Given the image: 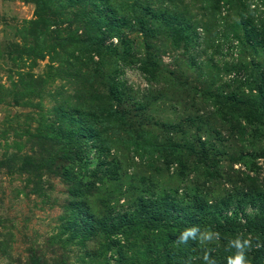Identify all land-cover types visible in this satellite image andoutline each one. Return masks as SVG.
Returning a JSON list of instances; mask_svg holds the SVG:
<instances>
[{"label": "rangeland", "instance_id": "374dc122", "mask_svg": "<svg viewBox=\"0 0 264 264\" xmlns=\"http://www.w3.org/2000/svg\"><path fill=\"white\" fill-rule=\"evenodd\" d=\"M37 1L45 8L52 6V12L48 8L46 15L51 19L50 15L55 13L56 25L52 20L39 19L40 8L35 0H0V264H134L129 261L141 248L135 236L129 241L117 236L123 240L111 249L105 235L100 234L97 221H94L97 225L94 233L76 232L87 215L100 219L108 209L113 215L127 211L130 195L123 194L127 188L123 173L126 170L130 175L134 168L127 160L119 171V179H105L85 193L81 190L75 193L76 189L70 190L71 182L64 176L71 167L72 154L55 135L56 130L61 125L65 132L74 129L72 121L74 124L88 118L84 113H89L92 118L88 119L100 129V120L105 119L104 116L100 119V104H112L114 111L122 109L130 118H146L150 129L151 124L179 122L195 113L213 111L210 102L203 103L202 97H198L201 83H211L214 78L216 86H223L222 82L235 77L244 85L231 90L248 93L250 89L245 88L242 74L234 75L233 66L240 52L232 41L215 37L213 42L211 35L203 39V31H198L199 37L187 51L182 47L176 49L168 39L169 46L161 50L162 73L157 81L149 80L140 67L145 52L141 34L122 27L127 44L121 45L116 36L106 37V49L100 56L95 46L83 43L90 13L96 8L92 0H54L49 4L48 0ZM177 6L193 20L201 12L200 3L193 0H178ZM259 9L252 16L256 23H260L258 17L264 14L263 7ZM225 14L227 7L223 8L222 17ZM237 18L234 21L239 22ZM95 31L99 32L92 28L91 32ZM238 32L242 34L241 29ZM124 50L128 57L125 60L120 57ZM256 57L249 50L243 59L249 64ZM260 60L264 66V58L257 57ZM228 65L232 67L230 74L225 69ZM116 90L120 91L116 100L106 97ZM140 103L147 108L140 110ZM221 122L219 116L212 118L215 127L222 125ZM109 124L112 120L105 119L103 128ZM222 126V136L228 140L222 149L227 148L231 154H262L264 138L250 145L241 135H228ZM79 130L74 131L77 140L82 133ZM94 152L93 149L89 152L93 164L96 163ZM256 161L264 175V157ZM235 167L243 169L240 164ZM135 172L144 174L146 169L138 168ZM77 175L84 178L85 174ZM156 178L167 189L193 186L190 181L182 182L167 173H158ZM230 188V184L221 186L220 191H211V196L223 195ZM251 210L249 207L248 211Z\"/></svg>", "mask_w": 264, "mask_h": 264}, {"label": "trees", "instance_id": "16d2710c", "mask_svg": "<svg viewBox=\"0 0 264 264\" xmlns=\"http://www.w3.org/2000/svg\"><path fill=\"white\" fill-rule=\"evenodd\" d=\"M35 1L40 8L37 12L39 19L48 20L46 14L49 9L52 12V6L48 9L42 6L41 1ZM114 1L118 4L114 5ZM177 1L92 0L96 8L90 13L83 43L95 46L101 56L102 50L106 49L104 38L116 36L121 45H125L127 41L121 28L128 27L129 31L138 32L145 48L140 67L149 80L157 81L162 73L161 50L169 46L166 40L170 39L169 43L176 49L182 47L187 51L199 37L198 31H203V39L211 35L213 42L215 37L232 41L233 47L240 52L236 66H233L236 68L234 75L242 74L245 88L250 89L248 93L231 90L244 85L235 77L222 82L223 86H216L217 82L211 78V83L200 84L198 97H202L203 103L210 102L213 111L195 113L179 122L151 124V129L146 126V118L134 119L131 116V119L122 109L114 111L112 104H100V119L104 116L106 120H112L108 128H103L105 119H101L100 129H96L97 124L88 119L92 118L89 113H84L88 118L79 119L74 124L72 121L74 129L65 132L62 125L59 126L55 135L72 154L69 157L71 167L64 176L71 182L70 190L76 189L75 193L80 190L85 193L105 179H119V171L127 160L134 168L130 175L126 170L122 172L127 180L123 194L130 195L127 211L113 215L108 209L100 219L87 215L86 222L78 224L76 232L81 230L84 235L94 233L97 227L94 221H97L100 234L105 235L111 249L120 245L121 240L129 241L135 236V242L141 248L139 254L136 253L129 261L134 264V260L136 264H204V253L210 249L216 264H227V258L235 253V249L228 248V241L237 236L250 237L252 248L246 254L249 264H264V175L259 172L262 167L256 161L264 157V149H260L262 154H231L227 148L222 149L228 140L220 129L223 125L228 135H241L250 145H256L264 138V66L261 60L257 61V57L264 58V14L258 17L260 23L252 19L257 9L263 7L264 10V0H260V4L253 0H193L200 3L201 12L195 14L196 20L180 11ZM64 7L61 5L60 8ZM226 7L227 14L222 17ZM50 16L49 20L56 25L57 15ZM235 17L239 22L234 21ZM92 28L100 33L91 32ZM239 29L242 34H239ZM221 46L218 48L222 51ZM117 50L113 48V51ZM249 50L257 57L248 64L243 58ZM126 53L124 50L120 54L123 60L128 58ZM231 68L230 65L225 68L227 74L232 73ZM115 92L106 97L116 100L120 91ZM138 107L145 110L147 105L140 103ZM216 116L222 119V125L218 127L212 123ZM139 119L142 120L138 122ZM80 121L86 124L81 126ZM80 128L82 133L77 140L74 131H80ZM243 148L246 149L245 146ZM92 149L96 155L95 164L89 160ZM235 164H240L243 169L236 168ZM138 168L146 169V172L136 174ZM78 172H84V178H79ZM158 173L176 176L182 182L188 180L193 186L186 184L182 188L167 189L158 182ZM229 184L231 188L223 195L211 196V191H220L221 186ZM182 189L183 193L180 192ZM249 207H252L251 211H248ZM192 226L219 232L220 241L202 246L189 240L187 244L178 245L177 237L185 228ZM120 235L123 239L117 238Z\"/></svg>", "mask_w": 264, "mask_h": 264}, {"label": "clouds", "instance_id": "9594fccd", "mask_svg": "<svg viewBox=\"0 0 264 264\" xmlns=\"http://www.w3.org/2000/svg\"><path fill=\"white\" fill-rule=\"evenodd\" d=\"M220 233L211 229L201 230L198 226L185 228L177 237V244H187L189 240L197 241L200 245L216 244L220 241ZM259 246V245H258ZM228 248L235 249L234 255L227 258V264H249L247 252L251 250V238L237 236L228 241ZM208 250L204 253V264H216V260L211 257Z\"/></svg>", "mask_w": 264, "mask_h": 264}]
</instances>
